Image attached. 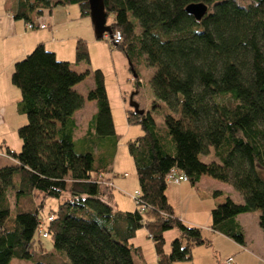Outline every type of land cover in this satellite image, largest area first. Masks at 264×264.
Here are the masks:
<instances>
[{"label":"trees","instance_id":"16d2710c","mask_svg":"<svg viewBox=\"0 0 264 264\" xmlns=\"http://www.w3.org/2000/svg\"><path fill=\"white\" fill-rule=\"evenodd\" d=\"M103 2L137 89L140 70L153 69L152 111L163 118L159 125L152 112H127L128 125L143 131L128 143L139 203L134 212L115 211L111 189L101 184L119 142L103 72H94V88L84 97L75 87L90 72L75 71L40 44L15 64L11 79L21 93L17 112L27 123L18 130L20 153L7 148L0 154V264H135L131 241L141 229L158 264L191 262L193 249L210 243L168 203L166 177L174 169L192 186L208 176L241 194L242 204L226 197L213 210V231L245 246L236 218L259 212L264 234V0ZM196 4L208 9L200 21L186 12ZM69 5L90 16L88 0H12L13 17L28 24ZM76 63L90 65L85 41L77 43ZM86 101L96 103L97 113L86 139L77 142L74 115ZM212 151L214 160L202 162ZM48 199L58 201L51 221L42 216ZM172 230L179 237L168 254L165 234ZM42 233L50 250L35 240Z\"/></svg>","mask_w":264,"mask_h":264},{"label":"crops","instance_id":"0c3cea01","mask_svg":"<svg viewBox=\"0 0 264 264\" xmlns=\"http://www.w3.org/2000/svg\"><path fill=\"white\" fill-rule=\"evenodd\" d=\"M57 1L59 0H52L53 3ZM88 19H90V16H83L79 5L58 6L52 8L51 11L44 12L42 16L37 19V21H34L44 23L47 26L45 30H27L24 22L14 20L12 0H0V78L2 77L3 82H5L7 78L12 79L15 64L25 59L40 44L44 45L49 52L54 53L59 61L70 63L73 69L79 72L78 70L80 67L85 66H83L84 64L76 63V46L80 40L89 43L91 37V19ZM83 72L80 71L79 73ZM152 72H154L153 69ZM91 77L92 76L89 75L84 82L75 87V90L84 97H86L87 93L94 88V78L91 80ZM0 83L2 82L0 81ZM4 89L10 90V92L14 94V103H16L18 107V104L21 101L20 91L16 88V90H13V88L10 87V84L7 88L4 86ZM106 91L110 103L115 132L119 140L120 135L117 131L113 105L107 88ZM136 94L137 93H135V95ZM122 107H124L123 104ZM96 113V103L88 101H86L81 110L76 112L74 115V120L77 126L75 141L83 142L86 139L89 125ZM131 141L133 140H130L129 142ZM4 143L8 146V148H14L13 150L16 153H20L22 148L21 141L17 143L16 147H13L6 141ZM117 152L118 151H116L115 158L112 166L110 167V172L108 174H102V179L104 184L111 185L104 186L111 189L110 204L113 206L115 211L122 213L134 212L136 210V205H134L135 203L132 207L126 208L124 207L125 205L122 200L120 201L114 195V191H126L122 184L119 183L120 180L118 178H120V176L123 178H131V176L126 173L122 167H117ZM0 154H5V151H1ZM208 158L210 161L214 160L213 151ZM131 172L133 174L135 173V185L133 186L134 191L130 194V198L135 193H140V185L134 161L131 166ZM214 193H220V195L216 197L214 196ZM165 195L168 203L173 208L176 218H178L186 226L201 229L203 238L210 243L209 246L194 248L192 252V261L184 264H195L196 262H199L200 264H209L208 260L210 258L209 255L211 254L208 251H212L215 244L219 242H222L223 244L226 242L232 245V254H236V256L234 257L232 255V257L230 256L228 259L232 258L234 264H264V234L259 226V212L243 214L236 218V221L245 234V246H240L229 238L212 230V212L215 208L224 203L226 197H230L237 204L243 203L241 194L238 193L230 184H225L208 176H203L199 183L195 186H192L189 181L179 185L167 184ZM142 230L145 229L138 231L134 240L131 241L132 246L138 250L136 253L137 259H135V263L149 264L148 256H146V252L149 251L150 264H158V256L153 242H147L145 247L136 243L137 235ZM146 235L148 239H150L147 231ZM165 235H167V233ZM168 236H170V239L168 238L169 240H174L179 237V233L168 234ZM166 248V253L169 254L171 251V244L167 247V239Z\"/></svg>","mask_w":264,"mask_h":264},{"label":"rangeland","instance_id":"374dc122","mask_svg":"<svg viewBox=\"0 0 264 264\" xmlns=\"http://www.w3.org/2000/svg\"><path fill=\"white\" fill-rule=\"evenodd\" d=\"M112 22L113 17L111 16L107 20V26L111 25ZM90 24L91 37L89 43L87 42V44L91 55V63L89 66L83 65L86 68L80 67L78 71H89L90 76H92L90 79L92 80L95 71L103 70L102 72L104 74L106 88L108 90L113 105L117 131L120 135L117 149L118 152L116 158V165L118 168L122 167V169L131 176V178H123L122 176L118 178L120 180L119 183L122 184L126 191H114V195L120 201L122 200L125 205L124 207H132L134 202L131 200L130 194H132L134 191L133 186L135 185V173L133 174L131 172V166L133 165V161L128 152V143L130 140H135L138 137H141L143 135V131L139 125H127L126 115L127 111L131 110L130 99L133 95H135L137 90L139 91V94L134 96V101L144 111L153 113L152 103L155 99L150 83L153 72L151 68H142L140 70V77L143 84L137 89L127 57L122 51L116 49L114 45H111L107 38L97 40L95 38L94 29L91 21ZM10 79L11 78H7V80L3 82L2 77L0 78V81L2 82L0 83V116L2 117H0V152L5 151V153L7 151L8 146L6 144V146H4V142L6 141L8 144H11L13 147H16L17 143L20 141L18 137V130L26 124L25 117L20 116L17 112L18 107L17 104L14 103V94H12L10 90L4 89V86L7 88L10 84V87L13 88V90H16L12 86ZM122 104L124 105V107H122ZM153 114L156 122L159 125H162L163 118H161L162 114L160 113V111ZM13 149L14 148H11V150L14 152ZM0 160L4 159L0 158ZM201 160L204 163L210 162L209 158L207 157H202ZM10 197L13 204V198L12 196ZM57 207L58 201L56 199H48V201L46 202L45 209L42 212L43 219L47 220L51 212L56 211ZM172 233L176 234L177 232L175 230H172L167 232V235H165V239H167V247L170 246L171 242L173 241L169 240L170 236H168V234ZM35 240L41 241L44 244L46 250H50L52 248L50 240L48 239H44L43 237L38 235L35 237ZM147 242L152 243V240L148 239L146 231L142 230L137 235L136 243L145 247ZM231 246L232 245H230V243L228 244L226 242L224 244L222 242L215 244L213 250L208 251L211 254L209 255L210 258L208 260L209 264H226V260L228 259V257H232V255L235 257L236 254H232ZM146 256H148L150 264L149 251L146 252ZM136 257L137 255L135 253L133 256L134 262L135 259H137ZM21 264L28 263L22 262ZM195 264L200 263L196 262Z\"/></svg>","mask_w":264,"mask_h":264},{"label":"water","instance_id":"95a60500","mask_svg":"<svg viewBox=\"0 0 264 264\" xmlns=\"http://www.w3.org/2000/svg\"><path fill=\"white\" fill-rule=\"evenodd\" d=\"M90 8V19L94 28V34L98 40L104 38L105 35H112L110 26H107L108 15L105 12L103 0H88ZM186 12L193 16L197 21H200L208 12V9L203 4L191 5L186 8ZM130 68H132L129 62ZM133 78H136L132 69ZM130 108L137 114L143 115L145 112L140 109V106L134 101V95L131 97Z\"/></svg>","mask_w":264,"mask_h":264},{"label":"built area","instance_id":"2783aa9c","mask_svg":"<svg viewBox=\"0 0 264 264\" xmlns=\"http://www.w3.org/2000/svg\"><path fill=\"white\" fill-rule=\"evenodd\" d=\"M26 28L28 30H34V29L45 30L47 28V26L44 23H40V22L38 23V22L33 21L31 23L26 24ZM104 38H107L108 41L110 42V44L114 45V46H117V45L121 44V42H122V36L118 32L115 33L113 36L105 35ZM185 182H188V178L183 173H180L176 169L172 170L168 174V176L166 177V183L167 184L179 185V184L185 183ZM101 184L111 186L110 184H104V182H102ZM131 198L134 201L135 205L137 206V204L139 203L140 193H135L133 196H131ZM141 212H143V210H141ZM48 220L51 221L52 218H49ZM42 237L47 239V233H45V234L42 233ZM226 264H234L233 259L232 258L228 259L226 261Z\"/></svg>","mask_w":264,"mask_h":264}]
</instances>
